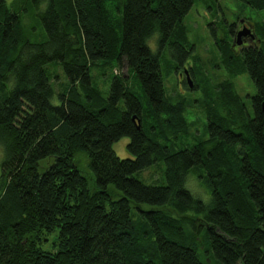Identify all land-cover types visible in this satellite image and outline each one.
Instances as JSON below:
<instances>
[{
	"label": "trees",
	"instance_id": "16d2710c",
	"mask_svg": "<svg viewBox=\"0 0 264 264\" xmlns=\"http://www.w3.org/2000/svg\"><path fill=\"white\" fill-rule=\"evenodd\" d=\"M195 1L0 0V264H264V20L251 19L258 46L233 43L240 17L217 36L224 79L188 69L194 85L184 83L200 92L189 101L208 115V137L191 142L188 99L167 95L165 79L193 56L184 18ZM50 63L68 79L59 104ZM123 136L133 157L114 150ZM162 160L165 184L137 178ZM195 168L208 203L186 186ZM53 232L56 250H45Z\"/></svg>",
	"mask_w": 264,
	"mask_h": 264
},
{
	"label": "rangeland",
	"instance_id": "374dc122",
	"mask_svg": "<svg viewBox=\"0 0 264 264\" xmlns=\"http://www.w3.org/2000/svg\"><path fill=\"white\" fill-rule=\"evenodd\" d=\"M14 0H7L8 3H11ZM47 6L46 2L41 4L40 9H45ZM240 17V20L244 18L252 19L253 21L264 20V9L258 10L250 7L241 0H196L193 7L189 13L184 18V24L187 29L189 43L194 47L192 55L188 62L186 63V68L189 69L190 66L198 65L202 70L207 73L214 82H218L225 77H227V72L225 69V57L223 52L218 48L216 44L217 36L220 39H225L228 37L227 33L228 26ZM23 22L27 25H34V17L28 16L27 14L23 16ZM228 25V26H227ZM241 30H244L242 28ZM240 30V31H241ZM34 35L30 38L32 41H37L41 39L40 27L37 25L36 30H32ZM216 32V34H215ZM41 37V38H40ZM243 37V36H242ZM238 39V36H236ZM148 44L154 52L158 50V34L153 35L148 39ZM166 57L170 58V53L168 50L165 51ZM196 57V59L194 58ZM49 68L53 74L52 82L54 84L56 93L52 99L54 104L60 103V98L58 93L62 91L63 87L68 81L66 74L62 66L51 65ZM116 71L125 72L126 66L117 67ZM108 74L112 76V71L108 70ZM191 79L193 80L192 74H190ZM135 82L136 79L133 76ZM187 79V77H186ZM132 77L130 79L131 83H134ZM237 86L239 92L245 97V101L250 106V98L247 94H255L256 88L253 80L248 74H244L237 78ZM137 83V82H136ZM110 84V83H109ZM194 84V82H193ZM138 85V86H137ZM136 88L139 93L142 102H145L143 93L139 84L137 83ZM165 88L167 95L176 97L178 95V100L180 98L188 99L186 115L191 125V136L190 141L195 142L196 138H206L208 137L207 133V124H208V115L207 113L196 104H192L189 100L190 98L200 97L199 91H189L184 83V79L180 74L174 72L165 79ZM173 100H175L173 98ZM130 142L128 136H123L119 140L115 141L113 144L114 150L122 158L133 157L129 152L127 146ZM82 154L79 157L82 159ZM4 158V146L0 143V172H1V163ZM82 169L89 171L87 162L83 160ZM166 164L165 162L158 161L148 168L139 171L136 176L142 180L145 184L148 185H163L166 183L165 176ZM206 172L202 169L195 168L188 177L187 187L191 192L202 198L205 202H210L212 192L211 187L208 185L207 180L205 179ZM203 245L199 248L200 258L203 251L210 249L207 244V241L203 238L201 234ZM56 242H58L57 233L53 232L49 235L48 240L43 241L42 247L45 250L54 251L56 250Z\"/></svg>",
	"mask_w": 264,
	"mask_h": 264
},
{
	"label": "flooded vegetation",
	"instance_id": "af4514ba",
	"mask_svg": "<svg viewBox=\"0 0 264 264\" xmlns=\"http://www.w3.org/2000/svg\"><path fill=\"white\" fill-rule=\"evenodd\" d=\"M242 28H244L245 34L242 35L243 37H241V44L239 45L236 44L235 46L238 47L239 49L248 48L254 45L258 46L261 38L258 36L255 24L250 19H246V18L242 19L240 23L238 24L237 28L235 29V35ZM236 41L238 42V39L236 38V36H234L233 43ZM183 70L185 71V68ZM183 70L180 71L179 74L180 76L183 77L184 82H185L187 81L186 80L187 76L184 74L185 72Z\"/></svg>",
	"mask_w": 264,
	"mask_h": 264
},
{
	"label": "water",
	"instance_id": "95a60500",
	"mask_svg": "<svg viewBox=\"0 0 264 264\" xmlns=\"http://www.w3.org/2000/svg\"><path fill=\"white\" fill-rule=\"evenodd\" d=\"M245 34V31L244 30H241L238 32V44H241V37L242 35ZM185 72H186V75H187V80H188V83L190 85V87H192L194 84H193V80L191 79V76H190V73L188 71V69H185ZM263 109H264V102H263Z\"/></svg>",
	"mask_w": 264,
	"mask_h": 264
}]
</instances>
